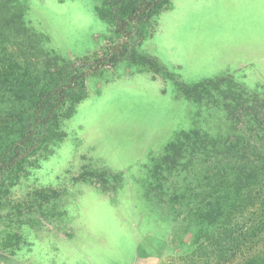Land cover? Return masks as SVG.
I'll return each instance as SVG.
<instances>
[{
    "label": "rangeland",
    "instance_id": "374dc122",
    "mask_svg": "<svg viewBox=\"0 0 264 264\" xmlns=\"http://www.w3.org/2000/svg\"><path fill=\"white\" fill-rule=\"evenodd\" d=\"M99 2L28 0L29 28L49 37L44 49L76 60L127 41L129 54L87 79L67 136L2 201L0 264H178L173 258L189 249L191 234L147 194V166L181 130L228 133L226 98L211 88L201 102L188 100L163 70L133 64L131 54L157 57L189 84L215 78L229 95L264 92V0H172L153 27L136 26L128 38L96 15ZM101 170L106 183L96 174L75 180ZM45 188L60 195L29 209L40 204L32 193ZM23 201L29 212L18 214Z\"/></svg>",
    "mask_w": 264,
    "mask_h": 264
},
{
    "label": "trees",
    "instance_id": "16d2710c",
    "mask_svg": "<svg viewBox=\"0 0 264 264\" xmlns=\"http://www.w3.org/2000/svg\"><path fill=\"white\" fill-rule=\"evenodd\" d=\"M171 8L172 0H100L94 10L128 38L134 27H153L154 18ZM28 11V0H0V209L21 178L67 136L65 123L88 96L87 79L129 54L122 41L102 54L69 60L43 48L49 37L29 28ZM147 35L138 32L141 40ZM129 59L153 73L163 70L179 93L195 103L211 88L226 98L228 133L181 130L147 166V194L192 237L189 249L173 259L178 264H264V92L238 87L229 95L215 78L192 84L177 80L152 55L133 53ZM89 172L75 180L96 174L105 176L106 183V170ZM59 195L53 188L36 190L32 196L40 204L29 209L42 208ZM19 203L13 207L18 214L29 212L26 201ZM10 234L9 239L20 237Z\"/></svg>",
    "mask_w": 264,
    "mask_h": 264
}]
</instances>
